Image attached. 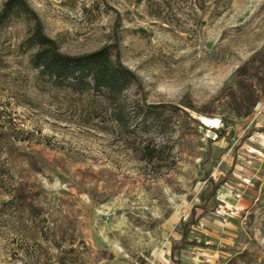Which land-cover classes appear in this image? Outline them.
<instances>
[{
  "label": "rangeland",
  "instance_id": "1",
  "mask_svg": "<svg viewBox=\"0 0 264 264\" xmlns=\"http://www.w3.org/2000/svg\"><path fill=\"white\" fill-rule=\"evenodd\" d=\"M24 1L61 53L111 46L138 85L120 126L99 94L38 77L24 22L0 29V264H173L210 182L199 245L174 258L264 264V0ZM136 106L162 128H136Z\"/></svg>",
  "mask_w": 264,
  "mask_h": 264
},
{
  "label": "trees",
  "instance_id": "2",
  "mask_svg": "<svg viewBox=\"0 0 264 264\" xmlns=\"http://www.w3.org/2000/svg\"><path fill=\"white\" fill-rule=\"evenodd\" d=\"M14 21H22L27 27L25 38L19 45L22 55L28 56L29 66L37 72L38 77L57 90L73 93H96L116 112L114 119L119 125H126L121 107V95L132 86L137 87L135 75L121 65L117 52L111 46L81 56H70L61 53L59 44L44 33V28L37 15L29 8L24 0H2L0 6V29ZM121 105V106H120ZM156 107H138L132 110L140 117L136 128L144 129L151 122L158 130V112ZM140 126V127H139ZM225 132L217 131L216 138L222 139ZM211 142V140H209ZM222 182L213 184L204 192L203 205L193 207L186 224L180 228V240L171 247V261L179 264L175 256L188 255L186 250L199 244L188 240L191 228L198 223L199 218L206 212H214L212 199L221 187ZM199 212V214H198Z\"/></svg>",
  "mask_w": 264,
  "mask_h": 264
},
{
  "label": "bare ground",
  "instance_id": "3",
  "mask_svg": "<svg viewBox=\"0 0 264 264\" xmlns=\"http://www.w3.org/2000/svg\"><path fill=\"white\" fill-rule=\"evenodd\" d=\"M200 121L209 128H217L219 126V122L217 120H207L205 118H200Z\"/></svg>",
  "mask_w": 264,
  "mask_h": 264
},
{
  "label": "built area",
  "instance_id": "4",
  "mask_svg": "<svg viewBox=\"0 0 264 264\" xmlns=\"http://www.w3.org/2000/svg\"><path fill=\"white\" fill-rule=\"evenodd\" d=\"M213 129H216V128H210V131H208V133H207V135H206V137H207L208 139H211V140H215V139H216V135H215V133H213V131H211V130H213Z\"/></svg>",
  "mask_w": 264,
  "mask_h": 264
},
{
  "label": "crops",
  "instance_id": "5",
  "mask_svg": "<svg viewBox=\"0 0 264 264\" xmlns=\"http://www.w3.org/2000/svg\"><path fill=\"white\" fill-rule=\"evenodd\" d=\"M192 248H194V247H192ZM188 250V249H187ZM181 256H183V255H181Z\"/></svg>",
  "mask_w": 264,
  "mask_h": 264
}]
</instances>
